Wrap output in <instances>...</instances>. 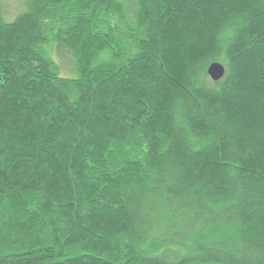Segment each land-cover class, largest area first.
<instances>
[{"label": "trees", "instance_id": "trees-1", "mask_svg": "<svg viewBox=\"0 0 264 264\" xmlns=\"http://www.w3.org/2000/svg\"><path fill=\"white\" fill-rule=\"evenodd\" d=\"M10 6L0 264H264V0Z\"/></svg>", "mask_w": 264, "mask_h": 264}, {"label": "water", "instance_id": "water-1", "mask_svg": "<svg viewBox=\"0 0 264 264\" xmlns=\"http://www.w3.org/2000/svg\"><path fill=\"white\" fill-rule=\"evenodd\" d=\"M225 73H226V69L220 63H213L208 69V74L210 78L215 82L224 78Z\"/></svg>", "mask_w": 264, "mask_h": 264}, {"label": "rangeland", "instance_id": "rangeland-1", "mask_svg": "<svg viewBox=\"0 0 264 264\" xmlns=\"http://www.w3.org/2000/svg\"><path fill=\"white\" fill-rule=\"evenodd\" d=\"M4 1L7 3L11 2V6L9 7L11 10L8 12V16L9 15L12 16V13L17 11V9H18V0H4ZM66 70H67V67H66Z\"/></svg>", "mask_w": 264, "mask_h": 264}]
</instances>
